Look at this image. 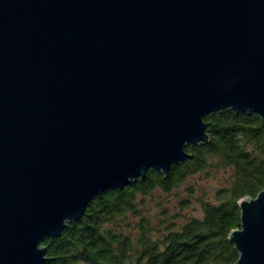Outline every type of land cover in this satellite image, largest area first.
I'll list each match as a JSON object with an SVG mask.
<instances>
[{"label":"water","instance_id":"obj_1","mask_svg":"<svg viewBox=\"0 0 264 264\" xmlns=\"http://www.w3.org/2000/svg\"><path fill=\"white\" fill-rule=\"evenodd\" d=\"M227 108L264 123V0H0V264H44V238L166 178ZM237 205L236 264H264V187Z\"/></svg>","mask_w":264,"mask_h":264},{"label":"trees","instance_id":"obj_2","mask_svg":"<svg viewBox=\"0 0 264 264\" xmlns=\"http://www.w3.org/2000/svg\"><path fill=\"white\" fill-rule=\"evenodd\" d=\"M203 120L208 143L189 145L191 157L171 166L166 178L149 169L124 188L93 197L77 222L59 237L42 240L44 264H236L228 235L239 228V200L254 198L264 187V123L255 113L228 108ZM220 172L227 175L225 183L212 198L200 200L198 217L154 233L141 214L143 198L157 189L171 192L189 177ZM129 215L139 216L136 227Z\"/></svg>","mask_w":264,"mask_h":264},{"label":"rangeland","instance_id":"obj_3","mask_svg":"<svg viewBox=\"0 0 264 264\" xmlns=\"http://www.w3.org/2000/svg\"><path fill=\"white\" fill-rule=\"evenodd\" d=\"M226 177L224 172L208 178L196 175L187 178L171 192L157 189L142 199L145 206L140 207L141 214L148 218L156 235L173 227L179 228L186 220L200 215V200L212 198L214 191L225 183ZM140 200L141 197L138 198ZM128 220L136 227L139 216L129 215ZM132 229L135 231V228Z\"/></svg>","mask_w":264,"mask_h":264}]
</instances>
